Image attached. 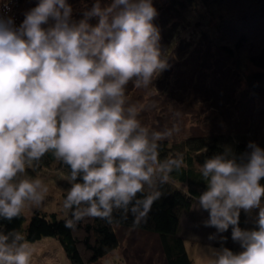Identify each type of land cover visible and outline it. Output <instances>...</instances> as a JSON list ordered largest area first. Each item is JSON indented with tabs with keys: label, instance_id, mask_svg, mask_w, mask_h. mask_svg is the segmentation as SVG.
Returning <instances> with one entry per match:
<instances>
[{
	"label": "clouds",
	"instance_id": "9594fccd",
	"mask_svg": "<svg viewBox=\"0 0 264 264\" xmlns=\"http://www.w3.org/2000/svg\"><path fill=\"white\" fill-rule=\"evenodd\" d=\"M73 13L68 0H38L18 26L0 16V218L44 203L47 184L27 170L51 153L69 169L66 227L86 218L111 224L119 213L136 228L171 174L187 167L182 154L160 158L161 142L179 128L144 126L126 94L130 82L147 89L170 68L158 11L153 0H94L82 19ZM247 149L226 145L199 166L206 190L193 197L196 210L208 214V240L220 244L202 249L208 264H264V148ZM254 210V227L242 229L241 213ZM229 229L238 253L223 246ZM32 255L22 233L0 234V264H30Z\"/></svg>",
	"mask_w": 264,
	"mask_h": 264
},
{
	"label": "trees",
	"instance_id": "16d2710c",
	"mask_svg": "<svg viewBox=\"0 0 264 264\" xmlns=\"http://www.w3.org/2000/svg\"><path fill=\"white\" fill-rule=\"evenodd\" d=\"M68 2L74 11L77 4L82 9L73 13V18L77 21L83 18L85 7L91 4L84 3L83 0H68ZM37 3L38 0H0V16L12 17L18 26L24 19V13L34 8ZM157 4L159 8L173 11L182 19L179 24V21L174 19L164 20L168 39L163 50L168 58L172 56L174 49L184 46L187 50L189 45L196 44V37L200 38L212 28L216 31L217 43L224 53L248 61L253 69L248 73L244 71V82L257 97L258 103L253 108L254 120L262 122L264 120V0H159ZM90 23L95 24L96 21L93 19ZM188 24L193 26L194 33L192 30H187ZM256 123L258 125L254 128ZM252 124L253 135L250 131L233 134L213 133L188 136L178 143L162 141L160 158L182 154L187 167L171 174L172 181L162 188L164 196L153 205L150 219L146 224L133 228L131 216L125 220L119 213H114L115 219L111 224L99 218H86L78 222L73 229L65 226V221L70 216L69 212L66 216L57 218L54 212L34 209L28 218L25 213L11 221L0 218V234L19 232L30 243L44 237L54 238L71 264H93L119 247L117 228L140 229L157 235L165 264H192L185 240L179 231V220L181 213L188 211L195 202L193 197H198L206 190L199 173V166L206 158L222 152L226 145L231 146L237 154L247 151L249 142L264 148V124L259 125V122ZM54 161L56 160L52 154H47L38 167L27 170L28 175L35 176L45 168H51ZM55 167L57 171L68 176L69 169L66 166L56 161ZM261 184L264 185V180H261ZM184 185L188 187L191 197L183 190ZM66 195L67 193L63 194V198ZM256 215L253 212L249 217L242 212L240 227L252 229ZM224 235L228 237L224 247L233 252L242 251L239 244L231 240V229ZM216 244L220 247L218 242Z\"/></svg>",
	"mask_w": 264,
	"mask_h": 264
},
{
	"label": "rangeland",
	"instance_id": "374dc122",
	"mask_svg": "<svg viewBox=\"0 0 264 264\" xmlns=\"http://www.w3.org/2000/svg\"><path fill=\"white\" fill-rule=\"evenodd\" d=\"M83 2H90L92 6L94 0ZM101 2L104 6L110 4L111 0ZM157 2L159 0H153V6L158 11L154 23L161 31V45L164 48L168 39L164 20L174 19L179 24L182 19L173 11L159 8ZM89 5L85 11L91 8ZM80 10L77 4L74 12ZM186 28L194 33L191 24ZM215 32L211 28L205 35L196 37L197 43L189 45L187 50L184 46L174 49L168 58L170 68L160 74L153 86L137 89L131 82L127 86L128 100L141 109L140 119L144 126L157 131L179 128L178 132L166 139L170 143H178L188 136L248 133L258 125L256 123L252 127L253 122L264 124V120H254L253 108L258 103L257 97L244 82V71L248 73L253 68L245 58L230 57L224 53L217 43ZM54 162L51 168H45L35 176L29 175L44 181L49 192L40 207L24 212L26 218L34 209L54 212L57 218L68 213L63 208V194L67 193L70 182L66 174L55 169ZM253 212L257 214L258 210ZM207 216L206 212L196 210V201L180 216L179 231L192 264H208L206 259H202V249L206 251L210 244L219 248L217 242L208 240L215 229L203 227L202 222ZM117 234L119 247L93 264H165L157 235L127 228H117ZM28 243L33 252L30 264H71L54 238L44 237Z\"/></svg>",
	"mask_w": 264,
	"mask_h": 264
}]
</instances>
